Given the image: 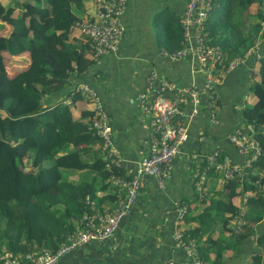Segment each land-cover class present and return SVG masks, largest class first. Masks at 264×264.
I'll return each mask as SVG.
<instances>
[{
  "label": "trees",
  "instance_id": "1",
  "mask_svg": "<svg viewBox=\"0 0 264 264\" xmlns=\"http://www.w3.org/2000/svg\"><path fill=\"white\" fill-rule=\"evenodd\" d=\"M84 1L0 2V257L11 253L23 260V255L39 252L42 248L54 250L73 232L85 227L88 215L94 211L102 214L112 212L116 199L123 194L117 195L119 189L112 184L111 178L128 175L125 176L120 162L114 164L115 157L108 154L102 138L96 134L93 109L82 108L78 116L73 117L70 108V104L78 99L90 101L79 90H74L75 84L67 88L69 82L78 79L90 85L84 77L94 56L89 39L82 41L69 36L71 31L77 30L76 22L87 18L81 15ZM244 17L252 18L245 31L242 27ZM260 21L264 22L262 0H211L203 36L206 43L220 47L221 61L216 65L218 76L232 57L242 55L253 45L259 28L263 26ZM163 29L160 36L167 50L163 54L170 57L183 46L180 21H169ZM261 36L263 41L264 30ZM14 54H24L25 58L20 61L19 68L6 73L3 60ZM250 77V89L255 100L250 105L240 106V113L249 121L251 128L247 130L248 134L251 133L257 141L260 153L249 167H244V177L234 172L222 182L218 180L224 197L213 198L212 194L204 191L206 181L202 188L195 189V199L204 203L208 198L209 203L202 205L199 213L189 218L185 215V206L182 217L178 219L184 222L194 217L198 220L195 226L178 229L182 240H193L195 256L204 264H222L223 252L230 246L227 239H213L208 234L201 240L205 224H211L206 222L211 206V217H220L224 227L225 223L232 224V216L243 209V204L249 206L239 232L228 233L237 238L250 233L251 224L260 219V210L264 208V187H261L264 173L258 175L251 171L252 168L264 171V133L260 128L264 123V54L257 58ZM154 81L150 87L146 83L147 91L140 93L141 104H148L147 99H151L159 88V82ZM58 93L61 94L59 99L51 98ZM212 93L214 98V87ZM64 98L70 103H63ZM101 103L111 128L108 112ZM85 117H88L87 121ZM237 154L244 158L238 151ZM220 155L219 151V159ZM205 166L204 160L200 171ZM73 169H92L95 173L88 177L83 175L75 182L67 178ZM210 171L213 178L216 177L218 171L210 167H207L206 177ZM248 188L254 196L247 194L241 204L239 191L249 192ZM107 189H112V203L102 207L100 202L104 196L97 201L95 198L100 196L98 190ZM136 205L137 202L119 221L112 236L120 232V224ZM227 230H231L230 226ZM221 241L224 242L220 244ZM178 248L184 251L181 246ZM254 259L253 264H259V258L255 256ZM161 261V264H168L166 258H161Z\"/></svg>",
  "mask_w": 264,
  "mask_h": 264
},
{
  "label": "crops",
  "instance_id": "2",
  "mask_svg": "<svg viewBox=\"0 0 264 264\" xmlns=\"http://www.w3.org/2000/svg\"><path fill=\"white\" fill-rule=\"evenodd\" d=\"M185 1L126 0L120 17L124 33L116 50L109 54L91 57L92 63L84 74V77L88 79L87 82L97 91L108 112L111 122V141L121 158L120 163L125 176L132 174L133 164L148 143L150 114L141 107L140 93L147 91L145 79L150 70H157L161 76L175 81L178 86L198 84L201 80L200 73L190 72L186 60H173L168 54H163L167 50L163 47L161 31L164 30L167 22L179 20ZM84 6L81 15L89 17L94 10L93 0H85ZM249 21L251 19L247 17V26ZM262 30H264L263 26L259 28L256 36L260 34V31L262 33ZM69 36L81 38L82 41L86 39L75 29ZM256 43L257 40H254L253 45L240 55L243 56V58L240 57L242 58L240 62L231 68L221 69V73L217 75L213 83L214 98L211 102L217 121L211 122L203 108H199L187 120V138L173 158L164 186L158 187L152 177L144 176L137 205L120 224V232L104 241H90L83 246L77 251L85 254L81 264L96 261L101 264H161V258H166L168 261L170 258L175 262H182L189 258L185 251L182 252L174 244L172 231L174 228L195 226L198 220L192 217L184 222L178 221L177 209L186 206L185 215L189 218L199 213L202 205L206 206L209 203L208 198L204 203L195 199L196 175L198 177L206 153L213 148H218L221 154L227 155L231 160L240 161L237 148L229 141L227 133L233 128H239L243 133L251 136V133L248 134L247 131L250 130L251 125L241 116L240 106L244 104L241 102L243 97L248 98L250 102L255 100L252 90V95L248 97L252 83L250 73L255 67L257 58L264 52V40ZM73 85L74 82H69L67 88L70 89ZM170 94L175 100H179L178 93ZM60 96L61 94L58 93L51 98L59 99ZM71 106L72 115L76 117L80 109L90 108V102L78 99ZM182 106L186 111L191 109V104L188 102L183 103ZM86 119L88 117H85ZM261 132L264 133V130L261 129ZM257 146L260 149L259 145ZM256 172L264 173V171ZM93 173L95 172L92 169H73L69 171L67 178L76 182L83 175L88 177ZM212 174L210 171L206 177V184L213 179ZM205 186L204 191H206ZM98 191L100 196L95 198L96 201L104 196L100 205L110 206L112 189ZM247 194L249 193L244 192L243 197ZM212 212L211 206L208 209L206 221L211 224H205L201 240H204L208 234L213 239L229 241L230 246L223 252L222 264H253L255 256L259 258V264H264V219L262 216L257 222L251 224L252 229L248 235L237 238L228 235L227 229L230 224L225 223L224 227L223 223L220 224L219 217H211ZM77 252L66 264H76V261L80 260L76 257Z\"/></svg>",
  "mask_w": 264,
  "mask_h": 264
},
{
  "label": "built area",
  "instance_id": "3",
  "mask_svg": "<svg viewBox=\"0 0 264 264\" xmlns=\"http://www.w3.org/2000/svg\"><path fill=\"white\" fill-rule=\"evenodd\" d=\"M126 0H93L92 14L76 22L77 31L89 39L94 56L115 51L120 41L124 26L120 20ZM211 0H186L181 11L179 21L181 24L183 46L170 54L171 58H182L189 64L192 74L200 73L202 78L198 84L190 83L177 85L173 80L163 79L154 69L146 76L147 86L150 87L155 79L159 88L150 99V104H141L142 109L150 114L149 138L145 151L133 164L132 174L127 177L113 176L111 182L123 194L116 199L113 211L102 214L94 211L88 215L86 226L73 232L66 241L61 242L54 250L42 248L36 253L18 255L6 253L1 255L0 264H56L58 259L90 241H104L110 238L119 221L125 217L138 200L139 189L144 176L152 177L158 187H163L165 179L169 176L173 158L179 151L181 144L186 140L187 120L199 108L206 111L208 119L216 122L213 100V83L219 71L217 63L221 61V50L218 45L208 44L203 36L204 21L210 8ZM164 53V52H163ZM243 56L233 57L228 61L227 68H231L242 60ZM74 90L85 93L90 99V107L94 111L93 124L96 134L103 140V146L108 154L114 156V164L121 158L111 141V128L106 113L96 90L85 82L75 86ZM169 93H178L179 100H175ZM145 97V95H141ZM190 103V111L183 108V103ZM227 138L236 145L237 151L244 155V162H232L227 155L221 154L219 149L213 148L205 154L206 166L202 169L195 182L197 189L202 188L206 179L207 167L213 168L222 174L221 181L232 176L234 172L240 177L241 170L246 164L260 153L258 143L239 128L227 133ZM251 152V154H250ZM185 207L177 209L180 218ZM246 215L243 209L232 216V232H238L245 223ZM172 238L176 246H181L190 258V264H204L195 256L193 240L184 241L178 228H174ZM170 261V260H169ZM188 261V260H187ZM173 262V261H172ZM169 264V263H168ZM176 264V263H174Z\"/></svg>",
  "mask_w": 264,
  "mask_h": 264
},
{
  "label": "rangeland",
  "instance_id": "4",
  "mask_svg": "<svg viewBox=\"0 0 264 264\" xmlns=\"http://www.w3.org/2000/svg\"><path fill=\"white\" fill-rule=\"evenodd\" d=\"M9 1H10V0H0L1 3H7V2H9ZM262 3H264V0H262ZM259 5H260V4H259ZM243 19H244V23H243L242 27L246 30V29H247V23H246V19H247V17H244ZM250 19H252V18H250ZM261 25H263V27H264V22H262ZM245 30H244V31H245ZM259 35H260V36H259ZM259 35L255 37V40H257V43H256V44H258L260 41H262L261 31H260V34H259ZM258 39H259V41H258ZM262 54H264V52H263ZM23 55H24V54H20V55H15V54H14V55L7 56L6 59L3 60V61H4V67H5V70H4V71H6V73H11L12 71H14V70H16L17 68H19V67L21 66V62H20V61H21L23 58H25ZM216 77H217V76H216ZM81 81H82L81 79L75 80V81H74L75 86H80ZM251 95H252V94H251V89L249 88V95H248V97H250ZM62 102L65 103V104H69V103H70L69 100L66 99V98H64V99L62 100ZM241 102H243L245 105H250V104L252 103V102H250V101L248 100V98H245V97L241 98ZM70 105H72V104H70ZM70 107L72 108V106H70ZM250 128H251V127H250ZM260 128L264 130V123L260 126ZM250 137H251V136H250ZM27 154L29 155L30 152L27 151ZM250 154H251V152H250ZM255 159H256V158H252L251 161H248V162L246 161V164L243 166V168H242V170H241V174L244 172V167H249L250 164H252L251 162L255 161ZM239 160H240L241 163H245V162H244L245 158L240 157ZM245 171H246V170H245ZM251 171H252L253 173L257 174L256 171H258V172H262L263 169H262V168H259V169L257 170V168H252ZM258 175H260V173H259ZM261 175H262V174H261ZM216 177H217V178H213V179H211V180L206 184V186H205V190L208 191L210 194H212V195H213V198H215V197H224V191L221 190V185L219 184V181H218V179H220V181H221V179H222V174L218 171ZM261 187H264V182H262V186H261ZM248 189H249V188H248ZM246 190H247V189H246ZM247 191H249V192H246V193H249V195H250V194L253 195V192L251 191V189H249V190H247ZM253 196H254V195H253ZM239 197H240V195H239ZM242 199H243V198H242ZM241 204H242V201H241ZM247 207H249V206H248L246 203L242 205V208H243L244 211H246V208H247ZM251 210L253 211L252 208L250 209V211H251ZM246 213H247V212H246ZM212 214H213V212H212ZM219 214L222 215L223 212H219ZM260 216H262V218L264 219V208L260 210ZM219 220H220V217H219ZM222 222H223V221H222ZM222 222H221L220 224H222ZM223 242H224V241H221L220 244H222ZM173 245H174V244H173ZM82 248H83V246L78 247V248L76 249L75 252L81 250ZM76 254H77L76 257L80 258L79 261H76V264H81V263L83 262V260L85 259V254H84L82 251H81V252H77ZM70 259H71V258H70V255H68V256H66L64 259H61V260L59 261V264H66ZM168 263H169V264H174V262H172V261H168ZM179 264H190V260H188V261H182V262H180Z\"/></svg>",
  "mask_w": 264,
  "mask_h": 264
},
{
  "label": "water",
  "instance_id": "5",
  "mask_svg": "<svg viewBox=\"0 0 264 264\" xmlns=\"http://www.w3.org/2000/svg\"><path fill=\"white\" fill-rule=\"evenodd\" d=\"M147 103H148V105L150 104V99H147ZM239 195H240V200L242 201V197H243V191L242 190H240L239 191ZM241 201H240V203H241ZM88 243H84L83 245H81V246H85V245H87ZM80 247V246H79ZM77 249V248H76ZM76 249H74V250H72L71 252H69V253H67V254H65V255H63V256H61L59 259H58V261L56 262V264H59V261L61 260V259H64L66 256H68V255H70V257L71 256H73L74 254H75V251H76Z\"/></svg>",
  "mask_w": 264,
  "mask_h": 264
},
{
  "label": "clouds",
  "instance_id": "6",
  "mask_svg": "<svg viewBox=\"0 0 264 264\" xmlns=\"http://www.w3.org/2000/svg\"><path fill=\"white\" fill-rule=\"evenodd\" d=\"M209 12V11H208ZM204 24H205V21H204ZM256 158V157H255ZM251 161V160H250ZM233 162V161H232ZM235 162H237V161H235ZM241 176V175H240ZM242 177H244V175H243V173H242V176H241V178ZM220 182H222V181H220ZM244 193V192H243ZM231 227H232V224L230 225V229H231ZM232 233V231H230V230H228V233ZM239 232V231H238ZM233 233H237V232H233Z\"/></svg>",
  "mask_w": 264,
  "mask_h": 264
}]
</instances>
